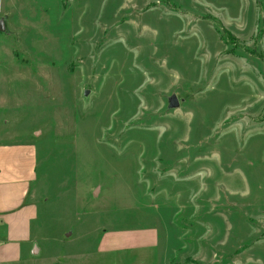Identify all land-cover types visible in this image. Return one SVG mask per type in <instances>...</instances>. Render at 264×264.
I'll return each mask as SVG.
<instances>
[{"label":"rangeland","instance_id":"obj_1","mask_svg":"<svg viewBox=\"0 0 264 264\" xmlns=\"http://www.w3.org/2000/svg\"><path fill=\"white\" fill-rule=\"evenodd\" d=\"M0 19V172L30 173L36 206L22 264H264V0H0Z\"/></svg>","mask_w":264,"mask_h":264},{"label":"crops","instance_id":"obj_2","mask_svg":"<svg viewBox=\"0 0 264 264\" xmlns=\"http://www.w3.org/2000/svg\"><path fill=\"white\" fill-rule=\"evenodd\" d=\"M29 174L25 177L20 175L11 177V174L0 172V235L2 234L4 238L0 247V259L5 264H22L28 259L27 254L35 256L39 249L36 241L25 234L24 218L27 220L33 218L36 207L32 201L22 203L24 191L29 186L26 182L31 179ZM6 186H14V190L17 188L19 195H15L14 192L7 194Z\"/></svg>","mask_w":264,"mask_h":264},{"label":"water","instance_id":"obj_3","mask_svg":"<svg viewBox=\"0 0 264 264\" xmlns=\"http://www.w3.org/2000/svg\"><path fill=\"white\" fill-rule=\"evenodd\" d=\"M4 28H5L4 20L0 19V29L4 30ZM83 94L86 95L87 90H85ZM178 106H179V101H178L176 95L175 94L170 95L168 97V108H175Z\"/></svg>","mask_w":264,"mask_h":264}]
</instances>
